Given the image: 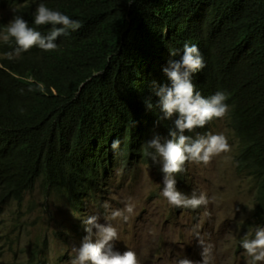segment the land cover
Returning a JSON list of instances; mask_svg holds the SVG:
<instances>
[{
    "label": "trees",
    "instance_id": "1",
    "mask_svg": "<svg viewBox=\"0 0 264 264\" xmlns=\"http://www.w3.org/2000/svg\"><path fill=\"white\" fill-rule=\"evenodd\" d=\"M41 3L81 27L58 37L56 50L13 59L15 39L0 42V210L39 188L84 216L116 170L156 169L144 145L166 137L172 121L161 118L153 82L170 85V51L179 59L187 43L205 63L193 74L196 91L228 96L236 170L256 191L252 225L264 227V0H0L46 35L52 25L34 23ZM186 178L185 166L177 183Z\"/></svg>",
    "mask_w": 264,
    "mask_h": 264
},
{
    "label": "rangeland",
    "instance_id": "2",
    "mask_svg": "<svg viewBox=\"0 0 264 264\" xmlns=\"http://www.w3.org/2000/svg\"><path fill=\"white\" fill-rule=\"evenodd\" d=\"M12 19L13 10L0 4V33ZM209 132L223 134L229 150L214 156L207 165L186 164L188 184L177 183V189L187 195L193 190L205 192L210 201L206 206L195 211L169 205L160 194V165L155 169L154 165L139 164L127 173L116 170V178L109 180L101 192L99 204L84 216L72 214L60 197H46L37 188L22 206L10 203L1 207L0 264H67L73 246L87 234L85 230L84 235L81 233L83 218L96 214L101 223H106L104 203L121 209L128 197L133 199L135 209L127 222L112 221L118 230L114 250L135 251L139 264H176L181 258L203 264L197 232L214 246L209 264H248L250 258L240 240L257 228L252 225L256 191L251 180L237 173L239 143L227 116ZM206 211L209 215H204Z\"/></svg>",
    "mask_w": 264,
    "mask_h": 264
},
{
    "label": "clouds",
    "instance_id": "3",
    "mask_svg": "<svg viewBox=\"0 0 264 264\" xmlns=\"http://www.w3.org/2000/svg\"><path fill=\"white\" fill-rule=\"evenodd\" d=\"M34 23L37 26L52 25L46 35L36 28L29 27L28 22L20 15H14L6 26V31L0 33V39L8 41L14 38L17 47L6 56L9 59L19 57L33 47L43 51H53L58 48V37L67 36L70 31H77L81 27L79 20L71 19L59 11L50 10L41 3L36 9ZM167 67L163 69L169 84L160 85L153 82V95L158 98L157 104L162 113V119L171 120L168 135L163 137L154 134L144 145L145 151L153 162L161 165L163 173V188L161 196L169 205L177 208L196 209L207 205L209 197L203 191L193 190L191 195L184 194L177 189L176 175L185 170V165L210 163L214 156L229 150L227 138L223 134L207 132L197 134L195 138L186 135L197 128H204L214 118H223L229 112L226 103L228 96L224 91L204 97L196 91L193 83V74L205 67L204 59L195 45L185 44L179 59L176 50L170 51ZM151 109V101H146ZM158 123V122H157ZM120 140L112 141V149L118 150ZM151 150V151H148ZM214 199V198H213ZM121 209L112 208L105 202L106 223H101V217L93 214L83 218L82 223L87 233L78 246H73L72 254L67 264H139L135 251L127 250L123 253L114 250L118 240V230L112 221L122 219L127 222L134 212L135 203L128 197ZM204 215H209L206 211ZM197 240L202 248L203 264H209L212 257L213 245L206 243L200 234L196 233ZM240 246L250 258L248 264H258L264 261V227H257L240 240ZM176 264H194L187 258H181Z\"/></svg>",
    "mask_w": 264,
    "mask_h": 264
}]
</instances>
